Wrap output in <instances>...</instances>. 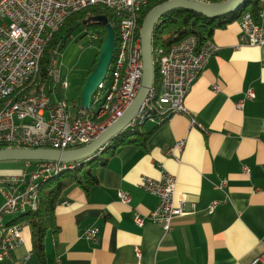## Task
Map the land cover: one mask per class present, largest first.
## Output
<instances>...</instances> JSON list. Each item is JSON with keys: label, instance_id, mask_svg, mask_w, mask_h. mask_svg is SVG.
I'll use <instances>...</instances> for the list:
<instances>
[{"label": "crops", "instance_id": "1", "mask_svg": "<svg viewBox=\"0 0 264 264\" xmlns=\"http://www.w3.org/2000/svg\"><path fill=\"white\" fill-rule=\"evenodd\" d=\"M240 33L239 18L215 30L210 39L220 50L185 100L189 114L146 122L143 140L103 155L98 184L64 190L48 219L44 260L34 253L33 229L23 219V242L4 264H249L258 257L264 247V43L237 48ZM250 90L254 97L246 99ZM80 97L72 102L80 105ZM178 141L182 151L168 154ZM15 165L0 167V175L23 163ZM166 171L176 176L185 201L169 231L148 218L158 197L138 184L143 175L160 178ZM120 190L130 192V204L120 200ZM136 214L146 217L143 226ZM94 227L96 240L86 235Z\"/></svg>", "mask_w": 264, "mask_h": 264}, {"label": "built area", "instance_id": "2", "mask_svg": "<svg viewBox=\"0 0 264 264\" xmlns=\"http://www.w3.org/2000/svg\"><path fill=\"white\" fill-rule=\"evenodd\" d=\"M151 1L0 0V148H79L95 141L120 118L142 84L140 20ZM93 6L113 13L117 24L116 43L105 79L93 93L89 108L82 109L64 95L69 82L55 68L54 59L46 76L42 73L41 61L49 39L66 19ZM239 21L241 33L237 48L264 43V0H258L256 11L245 8ZM93 37L101 38L98 34ZM219 50L220 46L211 39L200 42L196 35L184 37L167 50L156 48L158 80L153 82L141 108L125 130L133 131L149 121L163 122L175 114H189L185 100L195 80ZM57 53L54 51L55 55ZM253 97L250 90L246 99ZM243 104L244 100L238 103L240 107ZM183 147L184 141H178L167 152L173 155L174 150L182 151ZM21 162L23 166L18 171L0 175L3 197L0 264L11 260L17 245L23 242L21 216L38 210L42 184L75 164L53 160ZM138 184L158 197L148 218L169 231L173 218L185 212L176 176L167 171L160 178L143 175ZM118 195L123 203L130 204L129 191L120 190ZM145 218L136 214V225L143 226ZM86 235L96 240L99 229L91 228ZM136 252L141 255L139 247ZM249 264H264V247Z\"/></svg>", "mask_w": 264, "mask_h": 264}, {"label": "trees", "instance_id": "3", "mask_svg": "<svg viewBox=\"0 0 264 264\" xmlns=\"http://www.w3.org/2000/svg\"><path fill=\"white\" fill-rule=\"evenodd\" d=\"M166 1L168 0L151 1L143 10L140 25H143L147 14L155 6ZM210 1L219 2L223 0ZM250 2L252 3V10L256 11L258 7V0H248L246 4L238 11L222 15L218 18H209L191 10H171L168 13L164 14L154 26L153 50L158 47H162L167 50L174 43L188 35H196L199 38L200 42L209 40L213 36L217 28H220L227 23L238 19L240 13L248 7ZM90 16H107L110 22L114 25L115 31H117V24L113 13L108 11V9L104 7L93 6L72 14L66 19L64 24L54 33V35L48 41L45 53L41 61L43 75L46 76L48 74V67L51 64V61L55 58L54 51H59L60 49H62L66 45L68 38L78 29L83 28L85 30L84 35H100L102 46L107 33L106 25L100 22L83 25V21ZM98 57L99 54L97 55L92 67L90 68L88 75H90L96 68ZM154 67V81L157 82L158 65L155 61V58ZM85 82L86 78L82 84V87L84 86ZM147 134V132H144L139 127L133 131L124 130L121 134L114 137L113 143L109 142L101 152L93 155V157L91 158L75 162L72 168H67L59 172L58 174L50 178L47 182L42 184L38 210L21 216V219H26L32 226L33 251L41 260H44L45 258V236L48 227V219L53 215L56 204L60 200L64 190L72 184H79L86 190H89L92 186L98 184L97 169L99 166L104 165L108 159V155H103L107 153H113L115 148L121 144L139 140L141 141Z\"/></svg>", "mask_w": 264, "mask_h": 264}, {"label": "water", "instance_id": "4", "mask_svg": "<svg viewBox=\"0 0 264 264\" xmlns=\"http://www.w3.org/2000/svg\"><path fill=\"white\" fill-rule=\"evenodd\" d=\"M248 0H224L221 2H206L202 0H168L155 6L146 16L141 27V51L143 58V80L139 92L123 115L89 145L68 150L52 148L2 147L0 161L23 160H53L73 163L82 161L102 151V149L122 133L141 108L148 91L154 82V50L153 30L157 21L166 13L175 9H185L200 13L209 18H218L230 12L241 9ZM91 21L106 25L107 33L101 46L98 62L94 71L88 76L82 91V109H88L92 95L98 85L105 79L114 56L116 31L107 16H91L83 21V25Z\"/></svg>", "mask_w": 264, "mask_h": 264}, {"label": "rangeland", "instance_id": "5", "mask_svg": "<svg viewBox=\"0 0 264 264\" xmlns=\"http://www.w3.org/2000/svg\"><path fill=\"white\" fill-rule=\"evenodd\" d=\"M248 8L252 9L251 2ZM84 34L83 28L76 30L54 58L56 68L62 70V76H66L70 84V87L63 92L70 101L81 95L82 82L85 78L87 80L88 72L101 50V38L95 39L92 34ZM15 161H0V167L2 169L14 168L17 164Z\"/></svg>", "mask_w": 264, "mask_h": 264}, {"label": "bare ground", "instance_id": "6", "mask_svg": "<svg viewBox=\"0 0 264 264\" xmlns=\"http://www.w3.org/2000/svg\"><path fill=\"white\" fill-rule=\"evenodd\" d=\"M223 1H224V0H223ZM206 2H213V1H210V0H209V1H206ZM219 2H221V1H219ZM230 13H231V12H230ZM80 101H81V100H80ZM80 104H81V102H80Z\"/></svg>", "mask_w": 264, "mask_h": 264}, {"label": "flooded vegetation", "instance_id": "7", "mask_svg": "<svg viewBox=\"0 0 264 264\" xmlns=\"http://www.w3.org/2000/svg\"><path fill=\"white\" fill-rule=\"evenodd\" d=\"M91 17V16H90ZM89 18V17H88ZM95 21H91L90 23H94ZM87 24H89V23H87Z\"/></svg>", "mask_w": 264, "mask_h": 264}]
</instances>
